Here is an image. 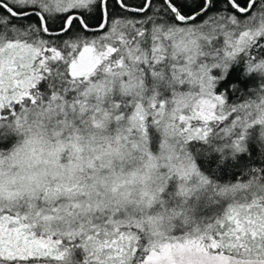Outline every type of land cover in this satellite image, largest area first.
I'll list each match as a JSON object with an SVG mask.
<instances>
[{
	"label": "snow or ice",
	"instance_id": "snow-or-ice-1",
	"mask_svg": "<svg viewBox=\"0 0 264 264\" xmlns=\"http://www.w3.org/2000/svg\"><path fill=\"white\" fill-rule=\"evenodd\" d=\"M0 264H264V0H0Z\"/></svg>",
	"mask_w": 264,
	"mask_h": 264
}]
</instances>
